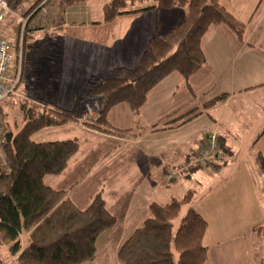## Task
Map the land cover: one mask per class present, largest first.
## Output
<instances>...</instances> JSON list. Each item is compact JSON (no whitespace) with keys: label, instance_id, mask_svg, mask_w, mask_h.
Instances as JSON below:
<instances>
[{"label":"crops","instance_id":"obj_1","mask_svg":"<svg viewBox=\"0 0 264 264\" xmlns=\"http://www.w3.org/2000/svg\"><path fill=\"white\" fill-rule=\"evenodd\" d=\"M258 3L259 0H219L224 10L245 26L242 42L225 26L211 27L201 42L206 63L187 85L173 73L148 94L138 114H132L126 105L109 112L110 126L119 131L129 130L126 137L97 133L84 126L82 120L43 129L32 137L36 143L76 140L79 150L64 172L46 176L44 184L65 192V197L79 210H85L100 194L107 211L116 219L114 227L97 238L94 261L85 264H95L101 242L106 247L113 245L117 258L122 243L149 217L150 204H158L159 198L169 199L168 202L173 199L171 193L165 195L162 189L167 176L173 175L171 180L180 174L181 178L190 177L194 169L177 168L193 158L196 148L213 135L217 136L220 159L224 153L237 156L239 147L235 146L245 141L253 150L256 170L245 159L235 158L228 176L209 186L199 197H192L190 207L207 224L202 239L208 253L205 264L264 263V241L258 242L264 235V173L255 162L257 155L264 160V0L259 6ZM71 8L59 15L53 6L46 17L35 15L31 22H42L43 28L34 32L36 36L47 31L57 33L58 44L53 47L60 85L66 68L72 65V73L75 76L77 71L83 91L90 77H100L113 68H135L151 38L156 33L168 32L186 14L185 9L179 8L152 9L123 15L106 24L102 18L85 20L89 13H72ZM71 15L85 21L71 26L66 20ZM69 38L77 39L81 48L78 54L76 50L73 53L72 63L65 62ZM59 42L63 45L60 50ZM78 87L69 88L66 106L53 97L46 103L66 111L79 107L83 114L84 96ZM221 95H227L224 101L201 110L205 103ZM70 97L75 99L72 104ZM193 109H198L194 118L180 120L173 126L168 123ZM213 164L209 165L211 169L220 170ZM174 169L180 171L178 176H174ZM136 197L142 198L139 206Z\"/></svg>","mask_w":264,"mask_h":264},{"label":"trees","instance_id":"obj_2","mask_svg":"<svg viewBox=\"0 0 264 264\" xmlns=\"http://www.w3.org/2000/svg\"><path fill=\"white\" fill-rule=\"evenodd\" d=\"M88 1L52 0L47 9L54 6L57 14L63 15L68 8ZM40 2L7 0L10 10H22L23 13L37 9ZM261 2L259 0L258 6ZM143 4L152 6L143 7ZM174 8L186 9L184 19L168 32L156 33L135 68H115L107 73V78L92 77L87 82L86 98L97 100L100 106L95 122L82 120L77 109L66 111L53 103L45 105V109L23 105L19 130L15 131L5 121L7 168L0 170V246L8 247L12 256L18 255L17 264L93 262L97 238L116 224L100 194L85 210H79L65 197V192L44 184L46 176H59L64 172L77 154L79 144L76 140L36 143L32 140L36 133L82 120L83 125L92 131L124 138L130 131L113 129L108 122L109 112L126 105L132 114H138L145 106L148 94L173 73L187 85L206 63L201 42L211 27L225 26L242 42L245 26L227 13L219 0H110L102 8V20L107 24L123 15ZM41 12L37 9L31 17L40 15L44 18L50 10L45 14ZM36 25L34 29L24 28L25 36L21 41L24 48L28 39L31 40L28 46L33 44L30 36L41 30L42 22ZM226 96L205 103L201 110H209L224 101ZM197 112L198 109H193L170 124L178 125L180 120L186 122ZM2 115L5 118L3 106ZM255 162L259 171L264 173L263 158L257 155ZM193 194L188 191L183 198H174L164 205L151 203L149 217L120 246L118 261L121 264H205L208 253L202 239L207 224L190 207ZM186 206L185 216L174 231L173 222ZM24 235L27 236L25 246L21 241Z\"/></svg>","mask_w":264,"mask_h":264},{"label":"rangeland","instance_id":"obj_3","mask_svg":"<svg viewBox=\"0 0 264 264\" xmlns=\"http://www.w3.org/2000/svg\"><path fill=\"white\" fill-rule=\"evenodd\" d=\"M109 1L110 0H90L83 4L73 6V8L70 9V12L72 13L87 12L89 14L88 16H85V20L87 18H91L93 21L100 20L102 18V8L104 4H106ZM36 10L37 9L35 8V10L33 11L31 10L32 12L30 11V13H23L22 10H20V13L16 11L17 14L21 17L22 21L20 22H18V20L13 15L7 16L4 19V21L0 23V38H4L8 41L12 40V42H14L16 47L18 48L19 44H21L20 42L21 36L23 37V39L25 36L24 28L28 26V28L34 29L35 27H37L36 25L37 22H31V17H29V15L31 14L34 15ZM49 10H51V7H48L46 12ZM24 11H26V9H24ZM66 20L68 23H70L71 26L77 25V23L80 24V22L85 21L83 20V17H78V15L77 16L71 15ZM56 35L57 33L49 32V31H47L45 34H38L37 36L33 34V36L32 35L30 36L33 38V42H32L33 44L31 46H28L31 42L30 39L27 40V44L25 48L21 44L22 60H21V78H20L19 87H18L16 95L11 97L8 101H6L3 104V112L5 114L4 120L7 123H9L15 131L19 130L22 124V112L21 111H22L23 105H25L26 107L28 106L31 108L35 107V108H40V109L44 107L45 109V106H43V104L45 105L48 104L46 103L47 99L49 97H53L55 99V102H57V99L59 100L61 99L62 106H66L67 102L69 101V98L67 96L69 88H73V90H76V87L79 86L78 88L80 91V95L84 96V99H82L83 114L87 113V111H85L87 107L96 108L97 105H99L97 100L86 98L85 87L83 91L81 87L82 85L79 84L80 77L77 76V71H75V76L72 73L73 72L72 65L69 68H66V72L64 74V80L62 84L60 85L59 77L56 78V75H57L56 68H57L58 63H57V58L55 56L56 49L54 50V47H53V45L58 44L56 43V38H55ZM59 41H60V38H59ZM61 44L62 43L59 42V50L60 48H63V45ZM76 44H77V39L69 38L67 40V44L65 47V54H66L65 62L72 63L74 59L73 53L75 52V50L77 54L78 52L81 51L80 44H77V45ZM52 48H53V51L51 52L47 51V50H51ZM78 58L79 56H77V59ZM59 60H60V55H59ZM42 67H44V69ZM107 73H105L104 75L100 77H106ZM90 78L87 80V82L90 80ZM87 82L85 83V86ZM70 100H71L70 104H72V101L75 99L73 97H70ZM78 103H79V100L77 99L76 107ZM77 111L80 112L79 107L77 108ZM83 114H81L82 120H85V121L89 120V121L95 122L98 119L100 112L98 110L97 116H92V117H90L88 113L86 116H84ZM170 122L168 123L170 124ZM170 125L173 126L172 124ZM41 133H48V132L43 131ZM207 144H208V140H206L205 144L196 148V152L194 153V156H192L193 158L188 159L187 163L186 164L184 163L181 166V168H177V169H180V171L183 169H185L184 171H186V170H189L188 168L194 169L196 167H201L202 169H205V170L199 169V170L192 172L190 177L185 176L181 178L180 177L181 174L180 176H178V172L180 171L177 172L176 169H174L173 170L174 176H178V178L171 180L169 178V175L167 176L166 186L162 188L164 190L163 192L165 193V195L168 193H171L170 195L173 196V199L174 198L181 199L187 194L188 191H193L194 192L193 196L195 195L196 197L197 196L199 197L202 193L206 191V189L209 186L218 182L222 177L229 175V172L232 170L233 160H235V158L245 159L248 165H250L251 168L256 170L254 166L253 150L252 148L251 149L248 148L245 141H241V143L235 146V147H239L237 149L238 151L237 156L232 157L230 154L224 153L222 155V158L220 159L219 158L220 153H219V148L217 146V136H216L215 144L217 148V158L215 160L209 158L211 160L203 161L199 157L200 156L199 152L207 148ZM210 164L219 166L220 170L211 169L208 166ZM206 167H209V168L206 169ZM173 168H176V167H173ZM254 170L252 173L256 175L254 177L258 178V175L256 171L254 172ZM262 196L264 200V195L262 194ZM168 200L169 199L164 200V198L160 200L159 198L157 202L158 204H161V203L165 204L168 202ZM135 201L136 203H138V206H139L142 201V198L136 197ZM186 211H187V206L181 209L178 218L173 222L174 231L177 229L180 220L185 216ZM22 239H23L21 240L22 245L25 246L27 244V236L25 235L22 236ZM263 241H264V235L261 237L260 240H258V242H263ZM17 257L18 255L12 256L9 253L8 247L0 246V264H17ZM95 264H121L117 260V258H115L113 245H110V246L107 245L106 247L105 245L102 244V242L99 244L98 250H97V259H96Z\"/></svg>","mask_w":264,"mask_h":264},{"label":"built area","instance_id":"obj_4","mask_svg":"<svg viewBox=\"0 0 264 264\" xmlns=\"http://www.w3.org/2000/svg\"><path fill=\"white\" fill-rule=\"evenodd\" d=\"M51 1L52 0H41L37 9H40L42 11L41 13L45 14L47 6ZM18 13H20V10H18ZM12 15L18 20V22L22 21L21 17L17 14L16 11L10 10L7 0H0V23L3 22L7 16ZM31 16L32 14L29 17ZM22 40L23 37L21 36L20 42ZM21 51V44H19L17 48L14 42L8 41L4 38H0V170L2 171H5L7 168L6 154L4 151V139L6 131L5 120L2 115V106L6 101L15 96L17 93L21 78ZM98 110L100 112L99 105H97L96 108L87 107L85 109L90 117L97 116ZM87 113H84V116H86ZM207 140V148L199 152V157L203 161H208L211 159L215 160L217 158L215 136H210ZM169 178H173V175H170Z\"/></svg>","mask_w":264,"mask_h":264}]
</instances>
